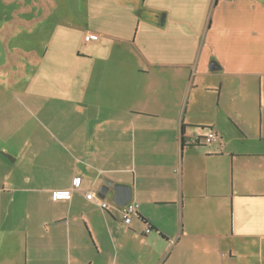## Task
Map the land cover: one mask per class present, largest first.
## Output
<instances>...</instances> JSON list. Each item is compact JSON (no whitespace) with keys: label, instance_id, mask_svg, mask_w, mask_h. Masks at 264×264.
I'll use <instances>...</instances> for the list:
<instances>
[{"label":"crops","instance_id":"1","mask_svg":"<svg viewBox=\"0 0 264 264\" xmlns=\"http://www.w3.org/2000/svg\"><path fill=\"white\" fill-rule=\"evenodd\" d=\"M46 1L0 45V264H264V0Z\"/></svg>","mask_w":264,"mask_h":264},{"label":"rangeland","instance_id":"2","mask_svg":"<svg viewBox=\"0 0 264 264\" xmlns=\"http://www.w3.org/2000/svg\"><path fill=\"white\" fill-rule=\"evenodd\" d=\"M22 1V0H0V6L5 7L3 10V8H0V15H3L5 13V15L7 16H12L11 20L9 21V23L5 22L6 18H0V45H2V43L8 41V38L11 35H17L16 33H23V34H30V31H34L32 28L31 29V25H29L28 27L26 26H20L18 23V19H21L22 21H26L27 19H29V16H33L34 18L38 17L40 14H42L43 12L41 11V9H35L34 7H32L34 5V1L35 0H30L31 3H29L30 1L28 0L27 3L21 2L19 7H18V2ZM40 1H44V0H40ZM48 2H52L53 0H47ZM46 1V2H47ZM56 3L57 2H69L71 0H54ZM4 4H3V3ZM12 2L16 3L17 6H15L16 8H13L14 3L12 4ZM48 9V8H47ZM53 9V8H52ZM52 9L47 10V12H51V14L49 16L52 15ZM41 16V15H40ZM16 19H13V18ZM31 29V30H30ZM4 62V53L2 51V47L0 46V66L3 65Z\"/></svg>","mask_w":264,"mask_h":264},{"label":"built area","instance_id":"3","mask_svg":"<svg viewBox=\"0 0 264 264\" xmlns=\"http://www.w3.org/2000/svg\"><path fill=\"white\" fill-rule=\"evenodd\" d=\"M97 39H98V35L96 33H89L85 35L86 41H94ZM218 138H219L218 133L215 130L211 129L203 136H194L190 138L186 143L191 144V145L200 144V143L210 144L212 142H215ZM78 184H79V179L77 178L74 181V185L77 186ZM86 197L88 199H94V194L92 192H87ZM97 202L99 206L103 209H106L108 207V203L106 201L97 200ZM137 208H138V203L136 202H129V203H126L124 206H122L121 218L125 224L127 225L130 224L132 217L137 212ZM149 231H150V228L148 227L146 229V232H149Z\"/></svg>","mask_w":264,"mask_h":264},{"label":"water","instance_id":"4","mask_svg":"<svg viewBox=\"0 0 264 264\" xmlns=\"http://www.w3.org/2000/svg\"><path fill=\"white\" fill-rule=\"evenodd\" d=\"M114 189L116 191L113 202L118 205H124L130 200V190L124 185H115Z\"/></svg>","mask_w":264,"mask_h":264}]
</instances>
